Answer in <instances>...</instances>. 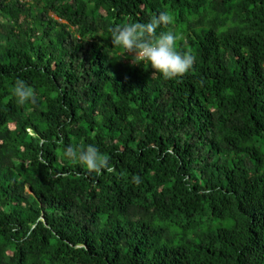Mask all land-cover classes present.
Here are the masks:
<instances>
[{
    "label": "trees",
    "instance_id": "16d2710c",
    "mask_svg": "<svg viewBox=\"0 0 264 264\" xmlns=\"http://www.w3.org/2000/svg\"><path fill=\"white\" fill-rule=\"evenodd\" d=\"M161 12L175 79L110 40ZM0 264H264V0H0Z\"/></svg>",
    "mask_w": 264,
    "mask_h": 264
},
{
    "label": "clouds",
    "instance_id": "9594fccd",
    "mask_svg": "<svg viewBox=\"0 0 264 264\" xmlns=\"http://www.w3.org/2000/svg\"><path fill=\"white\" fill-rule=\"evenodd\" d=\"M172 22L173 18L168 12H161L147 23L117 25L111 30L112 46L123 54H133V65H148L155 75L164 79L182 77L192 69L194 56L177 49V36L173 32H157L162 26ZM12 94L21 105L35 103L37 99L35 90L21 79L14 82ZM63 156L79 163L90 173H101L109 167L108 159L93 145L68 147ZM136 182H140L139 178Z\"/></svg>",
    "mask_w": 264,
    "mask_h": 264
},
{
    "label": "rangeland",
    "instance_id": "374dc122",
    "mask_svg": "<svg viewBox=\"0 0 264 264\" xmlns=\"http://www.w3.org/2000/svg\"><path fill=\"white\" fill-rule=\"evenodd\" d=\"M26 1H29V0H26ZM206 224L207 223H205L204 222V225L202 226V229L204 230L205 228H206ZM211 225H212V227H219V226H222V227H229V223H227V222H220V221H216V220H212L211 221Z\"/></svg>",
    "mask_w": 264,
    "mask_h": 264
}]
</instances>
